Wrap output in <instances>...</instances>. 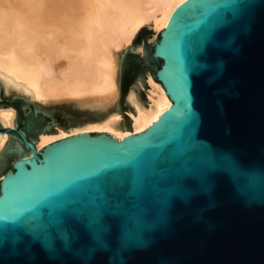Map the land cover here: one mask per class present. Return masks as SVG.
Here are the masks:
<instances>
[{"label":"water","instance_id":"water-1","mask_svg":"<svg viewBox=\"0 0 264 264\" xmlns=\"http://www.w3.org/2000/svg\"><path fill=\"white\" fill-rule=\"evenodd\" d=\"M144 36L146 56L125 53L117 107L146 66L170 107L141 133L37 150L26 135L47 117L0 100L17 107L16 127H0V264H264V0H186L151 43L144 24L134 41ZM22 209L40 238L8 218Z\"/></svg>","mask_w":264,"mask_h":264},{"label":"bare ground","instance_id":"bare-ground-1","mask_svg":"<svg viewBox=\"0 0 264 264\" xmlns=\"http://www.w3.org/2000/svg\"><path fill=\"white\" fill-rule=\"evenodd\" d=\"M184 1L0 0V89L50 116L51 123L33 142L37 150L79 133L121 140L157 121L170 100L149 74L146 83L140 80L128 91L131 127L124 128L117 107L121 59L142 24L158 34ZM144 84L146 103L139 95ZM60 102L93 111L96 119L72 124L60 113L44 110ZM0 127H16L12 107L0 105ZM6 143V132H0V163Z\"/></svg>","mask_w":264,"mask_h":264},{"label":"rangeland","instance_id":"rangeland-1","mask_svg":"<svg viewBox=\"0 0 264 264\" xmlns=\"http://www.w3.org/2000/svg\"><path fill=\"white\" fill-rule=\"evenodd\" d=\"M146 27L149 28V36H147V43H151L152 38L157 37L158 34L155 33L153 28H151L150 26H146ZM140 32H141V29L139 30V32L137 34H140ZM138 47L142 48L141 52L137 51ZM126 52H136V53H140L142 56H146L147 55L146 36H144L143 38H141L138 41H134V39H133V41L130 44V46L126 49L125 53ZM125 53L123 54L124 56H122L123 58L121 59V66H120V69H119V83H123ZM149 74H150V69H149L148 66L145 67V76H143V70L137 72L136 75H135V79L129 84L128 91L130 90V88L135 86L140 80H142L143 83H146V77ZM119 90H120V94H119L118 103H123V98L121 97V95L123 93V85H119ZM139 95H140L141 100L144 103H146V100H147V84H144V87L141 89ZM0 100L22 101L25 104H27L29 107H31L32 109L35 110L34 104L28 103V102H26L24 99H22L20 97H17V96H6L5 93H4L3 88L0 89ZM0 105H4V104L0 102ZM12 108L16 112L17 107H12ZM126 109L118 108V111L122 115L124 128H127L129 130L130 127H131V124H130V119H129L128 112L131 111V108L128 105V103L126 104ZM44 110H47V111H50V112L51 111L58 112V113H60L61 116L62 115H63V117L65 116L64 119L69 121L72 124H78V123H81V122H85V121H90V120H95L96 119V116H95L93 111L81 110V109L73 106L72 104H69V103H66V102H60V103H56V104L50 105ZM36 112H38L42 116H46L47 117V121H46L45 127L48 126L51 123V119H50L49 115L45 114L42 110H39V111H36ZM45 127H39L37 138L36 139H32V141L34 143L37 142V140L39 138V135H41L42 132H44L43 130H44ZM23 156H27V154H25ZM2 172H3V166H2V161H1V163H0V174Z\"/></svg>","mask_w":264,"mask_h":264},{"label":"snow or ice","instance_id":"snow-or-ice-1","mask_svg":"<svg viewBox=\"0 0 264 264\" xmlns=\"http://www.w3.org/2000/svg\"><path fill=\"white\" fill-rule=\"evenodd\" d=\"M215 26L216 22H213L208 26V28L204 30V32L198 38V44L203 45L207 41L211 40L212 32ZM229 170L232 172L233 176L238 177L241 174L240 168L235 164V162L231 160H229ZM176 194H184L183 189L179 185L177 186ZM24 211L26 210L22 209L18 212H14L10 214L8 218L14 222V226L23 228L25 231L30 232L33 236L40 238L45 234V230L43 227L36 225L30 217L24 216ZM102 215V211L93 212L89 215V226L93 227L97 232L102 230V225L100 223V218Z\"/></svg>","mask_w":264,"mask_h":264},{"label":"flooded vegetation","instance_id":"flooded-vegetation-1","mask_svg":"<svg viewBox=\"0 0 264 264\" xmlns=\"http://www.w3.org/2000/svg\"><path fill=\"white\" fill-rule=\"evenodd\" d=\"M25 127V126H24ZM23 127V128H24ZM17 128L18 129H20V130H23V128H20L19 126H18V124H17ZM11 135H14L15 137H16V139H17V141L22 145V147L25 149V146H24V144L22 143V141L20 140V138L16 135V134H11ZM27 137H28V139H30L31 141H32V139L30 138V134H27L26 135ZM33 142V141H32ZM0 180H1V177H0Z\"/></svg>","mask_w":264,"mask_h":264}]
</instances>
